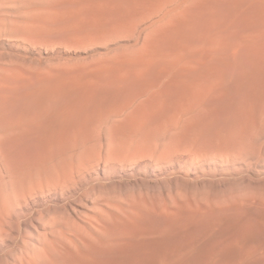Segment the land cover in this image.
Masks as SVG:
<instances>
[{
  "label": "rangeland",
  "instance_id": "obj_1",
  "mask_svg": "<svg viewBox=\"0 0 264 264\" xmlns=\"http://www.w3.org/2000/svg\"><path fill=\"white\" fill-rule=\"evenodd\" d=\"M0 264H264V0H0Z\"/></svg>",
  "mask_w": 264,
  "mask_h": 264
},
{
  "label": "bare ground",
  "instance_id": "obj_2",
  "mask_svg": "<svg viewBox=\"0 0 264 264\" xmlns=\"http://www.w3.org/2000/svg\"><path fill=\"white\" fill-rule=\"evenodd\" d=\"M39 178V177H38ZM38 184V183H37ZM127 217V216H126ZM123 218V217H122ZM128 218V217H127ZM124 219H126V218H124ZM104 241H105V239H104ZM111 242V241H110ZM93 261V260H92Z\"/></svg>",
  "mask_w": 264,
  "mask_h": 264
}]
</instances>
